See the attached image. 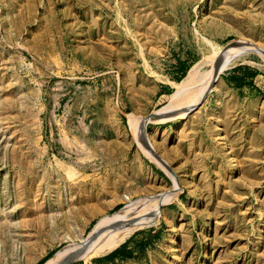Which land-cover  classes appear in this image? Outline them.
Here are the masks:
<instances>
[{"label":"rangeland","instance_id":"obj_1","mask_svg":"<svg viewBox=\"0 0 264 264\" xmlns=\"http://www.w3.org/2000/svg\"><path fill=\"white\" fill-rule=\"evenodd\" d=\"M239 44L264 52V0H0V264H48L162 197L73 264L129 242L120 264H264V57L241 52L189 118L148 123L188 108ZM245 73L259 86L224 81Z\"/></svg>","mask_w":264,"mask_h":264},{"label":"bare ground","instance_id":"obj_2","mask_svg":"<svg viewBox=\"0 0 264 264\" xmlns=\"http://www.w3.org/2000/svg\"><path fill=\"white\" fill-rule=\"evenodd\" d=\"M239 46H240V44H239ZM243 51L248 52V53H258V54L260 53L261 56L264 57V52L261 51V49H259L258 47H256V45H252V44H245L243 46H240L239 48H234V49L229 50L228 52H224L222 57H219L220 59L217 61V63H215L216 65H215L210 77L207 76V77H209V80L207 79L208 81H205L204 80L205 77H203L204 79L201 78V79H203V82H205V83L207 82L206 83L207 85L204 88V90L201 89L202 92H200L199 90H200V88L203 87L202 86L203 82H202V80L198 79L197 71L196 70L192 71L189 78L192 80H196V76H197V79L202 82V85L199 88V90H198L197 86H195V88L197 89L196 94H197V92L198 93L200 92V93L194 98V100H192L193 102L188 106V108H185V110H183L182 112L179 111L180 113L169 114L170 112L167 113V111H166V113L164 112L165 114L154 116L156 122L164 121L167 119L169 120V119L181 118V119L185 120V119L189 118L190 111L192 109L196 108L197 105L199 103H201L203 101V99L213 90V88L215 87V82L218 79V77L220 76V74L223 71H225L226 69L230 68L232 65H234L236 63L237 59L239 58L238 56ZM216 57H217V55H216ZM187 82L188 81H186V83ZM205 83H204V85H205ZM191 84H195V83L191 82ZM196 85H198L197 82H196ZM196 94H194V95H196ZM165 110H167V109H165ZM143 131H144V129H141V131L139 133L141 135L140 139H142V137L144 136ZM145 141L143 143L144 145H145ZM151 146L152 145H150L149 143L147 144V142H146L144 149L148 154H151V155L156 157V155L152 151L153 147H151ZM149 158H151V156H149ZM151 159H153V161H155L157 159L162 164H165L164 161H162L161 159H159L157 157L155 160H154V157ZM173 178H175V177L173 176ZM173 181H174V179H173ZM175 186H176L175 188L178 189L180 187V182L176 181ZM166 199L167 198H165V197H162V199L160 198L158 201L155 202L153 208H149V205H148L149 203L147 205L144 203L143 205H141L140 207H138L136 209L134 208L135 207L134 206L133 211H126L125 210V211L117 213L113 217L104 221L100 226H98L96 228V230L94 231L93 235L89 239L82 242V244H80V245H77L73 248H67V249L61 251L60 253L55 255L51 259V261H49L48 264H62L64 262L74 260V259H78V258H82V260L87 261V260H89L95 256L102 255L103 253L109 252L110 250L117 248L120 244L125 242L136 230H138L139 228H143L145 225L149 224L148 221L150 220V218L152 216H154L155 214L159 213V208L163 204H165L168 200H170V198L168 200H166Z\"/></svg>","mask_w":264,"mask_h":264},{"label":"crops","instance_id":"obj_3","mask_svg":"<svg viewBox=\"0 0 264 264\" xmlns=\"http://www.w3.org/2000/svg\"><path fill=\"white\" fill-rule=\"evenodd\" d=\"M239 76L241 77L242 75H239ZM234 78H237V76L232 75V76H230L228 78H225L224 81L226 82V84L228 86L235 87L234 84H233V79ZM262 79H263V77L261 75H257L256 78L251 79V83L253 81V86H251V87L250 86H245L244 88H246V87L247 88L248 87L253 88L254 85L255 86H259V82H261ZM163 84L164 85L161 86V91H160V93L158 95L160 101H163L164 98L168 97V93H169L170 89L173 90L177 83L172 81L171 79L167 78V82L163 83ZM166 89L168 91H165ZM170 121H173V120H170ZM132 248L133 247H132L130 242L129 243H125V245L123 247H120L119 249H116L115 252L107 254L105 257H103L104 259H103L102 262H105L106 264H120V263H123L125 257H127L130 253H132L131 252Z\"/></svg>","mask_w":264,"mask_h":264},{"label":"trees","instance_id":"obj_4","mask_svg":"<svg viewBox=\"0 0 264 264\" xmlns=\"http://www.w3.org/2000/svg\"><path fill=\"white\" fill-rule=\"evenodd\" d=\"M258 73H255V74H244L243 76L241 77H237V78H234L233 79V84L234 86L236 87H245V86H253V81L251 83V79L248 78V76H251L252 79H254L256 76H257Z\"/></svg>","mask_w":264,"mask_h":264},{"label":"water","instance_id":"obj_5","mask_svg":"<svg viewBox=\"0 0 264 264\" xmlns=\"http://www.w3.org/2000/svg\"><path fill=\"white\" fill-rule=\"evenodd\" d=\"M223 74V73H222ZM221 74V75H222ZM221 75H220V77H221ZM220 79V78H219ZM218 82V81H217ZM215 85H216V83H215ZM204 101V100H203ZM203 101L196 107V108H194V109H192L191 111H190V115L191 114H193L195 111H197L198 109H199V107L202 105V103H203ZM153 115H151V116H149V120H148V123H151V122H153L154 120H155V118L154 117H152ZM179 119H181V118H176V119H173V120H179ZM168 169L170 170V172L175 176V177H177V175L174 173V171L170 168V167H168ZM178 178V177H177ZM78 261H82V258H78V259H74V260H70V261H67V262H64V263H62V264H73V263H76V262H78Z\"/></svg>","mask_w":264,"mask_h":264}]
</instances>
